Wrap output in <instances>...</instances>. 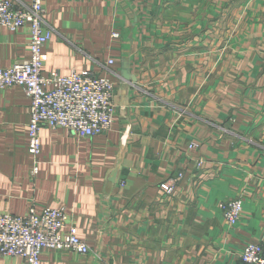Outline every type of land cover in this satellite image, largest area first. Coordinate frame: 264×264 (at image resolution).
Returning <instances> with one entry per match:
<instances>
[{"label":"crops","instance_id":"crops-1","mask_svg":"<svg viewBox=\"0 0 264 264\" xmlns=\"http://www.w3.org/2000/svg\"><path fill=\"white\" fill-rule=\"evenodd\" d=\"M44 5L43 74L108 78L115 114L92 137L41 127L33 157L30 99L0 90V213L63 209L91 249L44 250L39 264H244L245 243L264 250V0ZM28 36L0 26V67L29 57ZM234 198L230 226L218 205Z\"/></svg>","mask_w":264,"mask_h":264},{"label":"built area","instance_id":"built-area-1","mask_svg":"<svg viewBox=\"0 0 264 264\" xmlns=\"http://www.w3.org/2000/svg\"><path fill=\"white\" fill-rule=\"evenodd\" d=\"M44 3L45 0H29L27 4L0 0V26L28 29L29 57L0 67V90L20 86L30 99L28 151L33 157L40 152L41 127L64 128L77 137H92L110 130L115 114L114 84L108 78L90 70H72L68 75L56 70L43 74V48L53 33L44 18ZM37 170L35 163L31 174ZM161 187L167 193L173 190V184L168 182ZM218 207L230 226L240 220L241 199L221 201ZM44 250H72L84 255L91 249L76 236L75 226L63 209L44 207L36 212L32 204L22 215L0 213L1 255L18 257L23 264H39ZM240 260L244 264H264L261 243H245Z\"/></svg>","mask_w":264,"mask_h":264}]
</instances>
